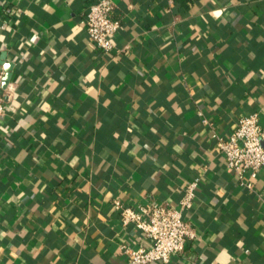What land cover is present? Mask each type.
I'll return each mask as SVG.
<instances>
[{"label":"crops","instance_id":"0c3cea01","mask_svg":"<svg viewBox=\"0 0 264 264\" xmlns=\"http://www.w3.org/2000/svg\"><path fill=\"white\" fill-rule=\"evenodd\" d=\"M97 1L0 0V264H127L151 243L113 202L179 208L193 181L170 264H264V170L241 187L216 140L264 127V0H112L109 55Z\"/></svg>","mask_w":264,"mask_h":264},{"label":"built area","instance_id":"2783aa9c","mask_svg":"<svg viewBox=\"0 0 264 264\" xmlns=\"http://www.w3.org/2000/svg\"><path fill=\"white\" fill-rule=\"evenodd\" d=\"M115 4L99 0L89 6L85 26L90 43L105 55L115 52L114 38L121 29V21L112 18ZM4 72L0 69V117L5 114L2 95ZM217 148L227 160V170L233 173L241 187L253 190L259 173L264 170V127L259 114L250 113L239 119L227 137H218ZM198 183H189L180 199L179 208L149 203L137 209L114 201L113 207L123 226L132 225L151 246L132 249L123 246L127 264H170L176 254L184 252L186 243L198 237V230L187 218L197 199Z\"/></svg>","mask_w":264,"mask_h":264},{"label":"clouds","instance_id":"9594fccd","mask_svg":"<svg viewBox=\"0 0 264 264\" xmlns=\"http://www.w3.org/2000/svg\"><path fill=\"white\" fill-rule=\"evenodd\" d=\"M216 15H217V16H219V15H220V13H216Z\"/></svg>","mask_w":264,"mask_h":264},{"label":"water","instance_id":"95a60500","mask_svg":"<svg viewBox=\"0 0 264 264\" xmlns=\"http://www.w3.org/2000/svg\"><path fill=\"white\" fill-rule=\"evenodd\" d=\"M9 77L6 78V80H8Z\"/></svg>","mask_w":264,"mask_h":264}]
</instances>
